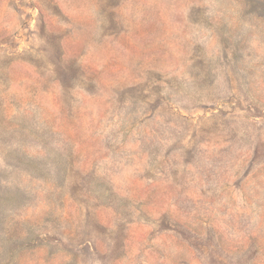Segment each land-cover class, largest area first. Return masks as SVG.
<instances>
[{
	"label": "rangeland",
	"instance_id": "obj_1",
	"mask_svg": "<svg viewBox=\"0 0 264 264\" xmlns=\"http://www.w3.org/2000/svg\"><path fill=\"white\" fill-rule=\"evenodd\" d=\"M0 264H264V0H0Z\"/></svg>",
	"mask_w": 264,
	"mask_h": 264
}]
</instances>
